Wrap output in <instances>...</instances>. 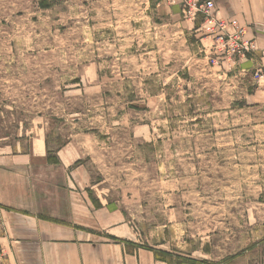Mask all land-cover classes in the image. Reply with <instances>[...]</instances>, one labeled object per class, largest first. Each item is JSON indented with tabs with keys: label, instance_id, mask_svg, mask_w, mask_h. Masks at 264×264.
Returning a JSON list of instances; mask_svg holds the SVG:
<instances>
[{
	"label": "rangeland",
	"instance_id": "374dc122",
	"mask_svg": "<svg viewBox=\"0 0 264 264\" xmlns=\"http://www.w3.org/2000/svg\"><path fill=\"white\" fill-rule=\"evenodd\" d=\"M194 13L0 0V179L20 156L28 207L64 214L70 182L99 228L132 231L130 247L168 264H264V33L227 57Z\"/></svg>",
	"mask_w": 264,
	"mask_h": 264
},
{
	"label": "crops",
	"instance_id": "0c3cea01",
	"mask_svg": "<svg viewBox=\"0 0 264 264\" xmlns=\"http://www.w3.org/2000/svg\"><path fill=\"white\" fill-rule=\"evenodd\" d=\"M205 1L215 4L214 16L227 21L230 32L243 29L244 39L264 33V0ZM36 147L40 155L46 151L43 141L36 140L33 150ZM19 157L14 158L16 166L3 170L7 173L5 180L0 179L3 195L0 199V244L8 254L9 264H168L151 249L130 247L128 238L132 231L113 230L102 225L99 228L98 217L85 192L79 191L78 199L73 202L70 182L62 187L68 196L64 198V206L70 207L64 214L52 208L42 216L28 207L27 202L34 199V189L29 181L22 187L18 183L21 177L26 178L23 165L18 163ZM47 160L46 152L44 165L48 164ZM26 165L32 166V163ZM8 174L18 180H10ZM22 188L27 192L20 198Z\"/></svg>",
	"mask_w": 264,
	"mask_h": 264
},
{
	"label": "built area",
	"instance_id": "2783aa9c",
	"mask_svg": "<svg viewBox=\"0 0 264 264\" xmlns=\"http://www.w3.org/2000/svg\"><path fill=\"white\" fill-rule=\"evenodd\" d=\"M173 1V0H169ZM189 7L190 13L204 15L205 24H210L213 32L217 34L216 49L227 57L246 55L253 48L251 40L244 39V30L236 28L235 32L229 31V23L214 16L215 4L211 1L183 0Z\"/></svg>",
	"mask_w": 264,
	"mask_h": 264
}]
</instances>
